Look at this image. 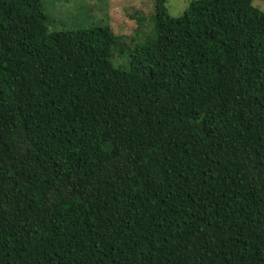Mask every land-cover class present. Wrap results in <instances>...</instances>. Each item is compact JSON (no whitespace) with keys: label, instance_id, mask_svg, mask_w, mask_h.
I'll use <instances>...</instances> for the list:
<instances>
[{"label":"trees","instance_id":"16d2710c","mask_svg":"<svg viewBox=\"0 0 264 264\" xmlns=\"http://www.w3.org/2000/svg\"><path fill=\"white\" fill-rule=\"evenodd\" d=\"M185 3L124 67L0 0V264H264V9Z\"/></svg>","mask_w":264,"mask_h":264},{"label":"rangeland","instance_id":"374dc122","mask_svg":"<svg viewBox=\"0 0 264 264\" xmlns=\"http://www.w3.org/2000/svg\"><path fill=\"white\" fill-rule=\"evenodd\" d=\"M190 0H167L171 15L183 13ZM52 29L84 28L109 24L121 35L123 50L116 51V65L129 67L139 42L152 35L155 0H45ZM264 9V0H254Z\"/></svg>","mask_w":264,"mask_h":264}]
</instances>
